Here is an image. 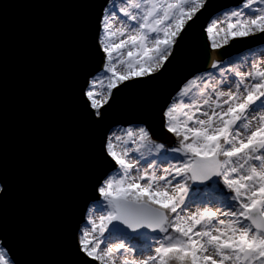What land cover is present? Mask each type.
<instances>
[{
	"label": "snow or ice",
	"instance_id": "1",
	"mask_svg": "<svg viewBox=\"0 0 264 264\" xmlns=\"http://www.w3.org/2000/svg\"><path fill=\"white\" fill-rule=\"evenodd\" d=\"M205 4L123 0L120 20L112 0L98 39L106 62L84 93L95 120L104 119L114 90L165 66ZM205 31L213 50L264 33V0H241ZM243 61L250 70L213 61L220 79L211 71L196 75L172 97L164 116L177 147L155 143L144 126L113 129L105 138L118 167L97 188L103 202L95 211L102 214L89 216L78 236L87 257L99 264H264V52ZM113 237L119 242L108 244ZM145 251L139 260L133 255ZM0 264H14L2 243Z\"/></svg>",
	"mask_w": 264,
	"mask_h": 264
},
{
	"label": "water",
	"instance_id": "2",
	"mask_svg": "<svg viewBox=\"0 0 264 264\" xmlns=\"http://www.w3.org/2000/svg\"><path fill=\"white\" fill-rule=\"evenodd\" d=\"M111 1L0 0V243L14 264H99L78 236L118 167L105 138L144 126L172 146L164 111L181 86L214 59L264 44L259 33L212 50L207 25L241 0H206L165 66L114 90L97 121L84 93L106 62L98 39Z\"/></svg>",
	"mask_w": 264,
	"mask_h": 264
},
{
	"label": "rangeland",
	"instance_id": "3",
	"mask_svg": "<svg viewBox=\"0 0 264 264\" xmlns=\"http://www.w3.org/2000/svg\"><path fill=\"white\" fill-rule=\"evenodd\" d=\"M115 3H116V5H117V9H116V14H117V16L120 18V20H126V18L123 16V13H120L119 10H118L119 6H121V5L123 4V0H115ZM256 6H257V7L259 6V2H258V4H257ZM238 7H239V6H238ZM238 7H236V8H238ZM111 8H112V1L109 3V5L107 6L106 9H111ZM232 9H235V8H231V9H229V10H227V11H224V12H228V11H230V10H232ZM103 15H105V12H104ZM214 18H215V17H214ZM130 23H131L132 26H135V25H136V22H135V21H132V22H130ZM117 26H119V21H117ZM257 34H259V33H257ZM100 35H102V32H101ZM255 35H256V34H255ZM208 41H209V44H210V47H211V41H210L209 39H208ZM117 42H119V41L117 40ZM211 49H212V48H211ZM212 50H213V49H212ZM259 52H260V53L264 52V44L259 45V46L255 47L254 49L247 50V51L244 52V53H241V54H238V55H234V56L228 57L227 59L221 61V62H222L221 66L224 67V68H229V67L235 65V66L239 67L241 71H248V70H250V68H249L248 64L244 63L243 58L248 57V56H249L250 54H252V53L259 54ZM125 57H126V53H125ZM215 61H217V60L215 59ZM229 61H231V63H229ZM262 66H264V65H262ZM118 70H122V69H118ZM210 71L213 72V74L215 75V78H216L217 80L220 79V76L218 75L217 70L211 69V70L206 71V72H210ZM206 72H203V73H206ZM199 74H202V73H199ZM199 74H196V75H199ZM196 75H194V76H196ZM226 75L229 76V79H230V80L233 79V78L231 77V74H230V73H229V74H226ZM194 76H193V77H194ZM193 77H192V78H193ZM192 78H191V79H192ZM189 80H190V79H189ZM221 90L227 91L228 88H227L226 86H221ZM104 95H107V93L105 92ZM101 99H103V97H101ZM130 127L134 128V129H135V128H138L137 126H130ZM165 127H166V118H165ZM126 128H128V127H119V128H115V129L119 130V129H126ZM166 129H167V127H166ZM172 134H173V133H172ZM150 135H151V134H150ZM174 136H175V135H174ZM175 138H176V136H175ZM154 141H155V139H154ZM156 142H157V143H162V144H164L165 146H167V147H169V148H174V147H177V146H178V141H176V139H175L174 144H172V146H169L168 143H164V142H160V141H156ZM132 147H135V146L133 145ZM136 155H137V154H133V158H135ZM153 155H154V154H153ZM145 159H150V158L146 156ZM146 166H147V165L144 163V161H141L140 167H141V168H144V167H146ZM164 166H166V165H162L161 167H164ZM136 174H137V173H136V170H133L132 175L135 176ZM158 174H159V172H158ZM141 183H143V182H141ZM225 191H227V190L225 189ZM99 202H103V198H102V197H101V200H100ZM96 204H97V203H96ZM96 204L90 206V208H89V210H88V212H87V215H86V224L81 228V230H82L83 228L89 227V225H88V217H89V216H98V215L102 214V213H100V212H96V211H95V206H96ZM105 207H106V205H105ZM194 208H195V205L193 206L192 210H194ZM80 233H81V232H80ZM79 235H80V234H79ZM105 235L108 236L107 233H106ZM117 242H119V240H118L117 238H115V237L110 238V239L107 240V243H108V244H114V243H117ZM136 243H137V247H138V248H139V247H144V242H143V241L138 240ZM155 246H156V245L153 244V247H155ZM104 247H105V244H101V248L103 249ZM148 254H150V253L147 252V251H145V252L143 253V255H142L140 252L134 253L133 255L135 256L136 259L139 260V259L143 258V256H146V255H148ZM97 262L99 263V261H97ZM117 264H119V259L117 260Z\"/></svg>",
	"mask_w": 264,
	"mask_h": 264
},
{
	"label": "trees",
	"instance_id": "4",
	"mask_svg": "<svg viewBox=\"0 0 264 264\" xmlns=\"http://www.w3.org/2000/svg\"><path fill=\"white\" fill-rule=\"evenodd\" d=\"M117 9V8H116ZM174 135V134H173ZM175 137V136H174ZM151 139L154 141V138L151 136ZM176 139V141H178V139L177 138H175ZM155 143H157L156 142V140L154 141ZM157 144H160V143H157ZM167 147V146H166ZM169 148V147H168ZM154 155H155V153H153Z\"/></svg>",
	"mask_w": 264,
	"mask_h": 264
},
{
	"label": "bare ground",
	"instance_id": "5",
	"mask_svg": "<svg viewBox=\"0 0 264 264\" xmlns=\"http://www.w3.org/2000/svg\"><path fill=\"white\" fill-rule=\"evenodd\" d=\"M260 53V52H259ZM214 59V58H213ZM213 61H215V59L213 60Z\"/></svg>",
	"mask_w": 264,
	"mask_h": 264
}]
</instances>
